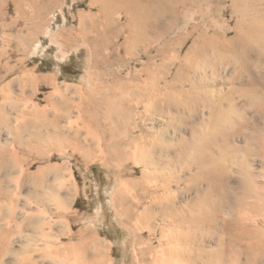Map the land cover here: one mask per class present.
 Listing matches in <instances>:
<instances>
[{"label": "bare ground", "instance_id": "6f19581e", "mask_svg": "<svg viewBox=\"0 0 264 264\" xmlns=\"http://www.w3.org/2000/svg\"><path fill=\"white\" fill-rule=\"evenodd\" d=\"M95 1L100 4V12L108 23L103 29L93 27L95 33L93 32V39L91 38L94 43L92 57H99L102 60L94 61V70H98L109 60L108 55L101 54L102 50L109 47L114 48V39L122 35L123 39L118 49H121L128 57H134L141 47H145V50L146 48L152 49L155 55L146 54L148 62L142 69L143 76L138 74L121 76L119 72L112 71V76H107L113 80H111L112 84L102 80V78L107 79L103 74L97 80L94 79L91 75L93 71H90L87 77L90 85L88 89L81 88L79 95L77 94L79 96H77L79 98L77 101L73 97H66V94L61 93L58 87L51 84V91L44 94L42 103L37 101L36 96L26 99L24 89L22 90L23 95H18L20 98L22 96V99L16 97L12 102L11 83L8 82L9 84L0 92L2 99L0 129L7 130L9 135L12 134L13 142L9 143V139H5L3 145L0 146V173L11 167L8 162L10 160L20 165L21 169L14 191L9 189V183L5 184V179L0 176V209L9 193L12 197L10 200L12 207L18 205L16 204L20 196L18 190L20 191L23 187L20 181L23 176L27 175L32 184L31 189L35 190L34 193L33 190L29 191V194L39 198L36 190L46 189L47 199L52 197L57 209L61 211L66 201L61 194V187L54 190V183L65 180L64 171L62 173L64 166H45L46 161L52 157L49 155L50 151H58V158L68 159V162L69 158H73L82 164L95 161L109 162L111 166L117 165V168H113V175L117 180L122 179L120 181L124 190H117L112 199L115 208L122 212L120 215L122 221L126 223L135 221L148 228L152 226L155 219L161 222L159 226H155L153 231L154 235L159 236V242H155L154 239L150 242H140V239L138 242H129L131 247L142 245L145 247L138 253L140 264H195L193 260L195 254H190L187 248L195 242L193 239L196 231L202 230L201 225L205 223L204 219L208 214L219 210H228L233 216L237 215L225 223L229 242H223L221 245H226L229 249L224 247L226 251L223 252L225 256L223 260L217 263L208 261L205 264H242L238 248L242 249L243 253L245 252L247 264H264V239L252 233L249 229L250 221L246 222V218L239 214L245 211L256 217L264 216L262 190L257 187L258 185L256 186L254 176L241 168L239 169L242 171L237 172L239 180L236 182L235 190L232 189L226 178L229 172L227 171L228 151L230 152L231 149L227 145L223 149L219 146L214 151L213 147L207 144L209 137L216 135L215 130L220 132V122L225 119L223 117H228V114L234 113L232 110L235 109L219 110V104L216 105L215 112L210 114L212 127H209V130L212 128L211 132L201 130L193 133L192 156L189 164L195 172L188 179L189 185L187 186L193 188L195 197L191 204H185L184 209L182 208L188 214L174 213L176 212L173 205L174 197L169 194L170 182L153 167L154 147L145 140L144 134L135 125L136 120H139L142 115L139 108H142L144 112L148 110V107H154L156 112L157 110L162 113L169 112L168 109L163 110L159 107V102L167 103L168 107L174 106L177 109L190 108L201 100V94L193 92L192 88V84L197 81L196 77H199L205 70H214L219 63L223 65V63L230 64V62L237 66V79L242 83L239 91L246 102V107L264 123V74L262 77L254 76L251 67L256 62L257 66L261 65L264 69V0ZM225 3H230L235 23L231 27L223 25V28H218L215 24L220 26L217 20L222 13V5ZM116 13L124 14L126 20L124 25L117 26L112 21ZM83 21L85 23L80 24L85 39L89 37V33L86 30V20L83 19ZM161 22L169 25L162 27ZM167 29H172L174 36L165 39L163 30ZM187 43L190 44L189 50L184 56L180 55L178 49ZM170 65L175 66V73L169 87L180 86L177 94L162 93L157 88L163 80L167 66L170 67ZM11 71L12 67L6 63L5 75L0 77V80L5 81ZM23 74L25 75L22 76L20 82L22 85L29 82L31 86L37 87L36 85H40L47 79L44 76L38 78L32 72ZM244 74L246 78H243ZM233 79L234 77L232 81ZM20 101L25 102L22 107L15 109L13 116L6 109V105L17 106ZM131 131L133 134L130 133ZM212 136L210 140L214 138ZM213 144L215 146L216 141ZM10 145L13 146L12 149L9 148ZM231 148L235 152L233 158L240 153L238 151H243V147L237 144ZM22 154L30 159L24 160ZM17 158H20V163L17 162ZM237 159H234V163ZM49 164L53 165L50 162ZM126 164L133 165L134 169L140 168L142 182L159 180L162 183V193L151 196L150 204L139 210L137 207L140 202L136 201L135 205L130 203L125 196V189L138 186L137 179L129 178V174L124 173V170L120 168L123 166L119 167V165ZM32 167L38 168V172L31 174ZM11 172L9 171L10 174ZM50 173L53 175L52 183L50 178L47 179ZM40 200L39 202L43 201ZM33 203L36 202L33 201ZM212 216L210 219H213L214 216ZM169 217L172 218V221H169L170 224L168 222V226L171 227L170 232L165 236L166 242H160V237L164 233L161 225ZM2 225L3 220L0 218V264H3L5 255L15 253L12 247L13 242L9 239L11 233L9 230L6 231ZM186 225H188L187 230H184ZM82 238L83 235L80 234V240ZM156 243L159 249L155 248ZM87 245L86 242L65 244L60 239L56 243L53 255L57 261L56 264L108 263L106 247L100 241L94 239L89 243L90 248L91 246L93 248V254L89 257L88 251L86 252ZM23 248L30 251L29 245ZM148 255L151 256L149 261H147Z\"/></svg>", "mask_w": 264, "mask_h": 264}, {"label": "rangeland", "instance_id": "374dc122", "mask_svg": "<svg viewBox=\"0 0 264 264\" xmlns=\"http://www.w3.org/2000/svg\"><path fill=\"white\" fill-rule=\"evenodd\" d=\"M222 7V13L217 20L220 26L215 24L216 27L233 26L235 18L232 15L230 3H225ZM100 10V4L95 0H0V77L5 75L4 66L6 63L12 67L10 76L5 81L0 80V92L5 89L7 84L11 83L12 102L16 97H19L18 95H23L22 90L24 89L26 99L36 96L37 101L42 103L44 94L51 91V84H53L58 87L61 93L66 94V97H73L77 101L81 88L88 89L90 81L87 77L92 71L91 75L94 79L97 80L103 74L107 79L102 78V80L108 84H112L113 81L107 77L108 75L112 76V71L119 72L121 76L133 74L143 76L142 69L148 62L146 54L151 56L155 54L152 49L146 48V51L145 47H141L134 57H128L121 49H118L123 35L114 39V48L109 47L102 50L101 54L109 56L107 63L102 65L101 69H93V63L98 61L99 57H92L94 43L91 38L93 39L92 35L95 33L96 27L103 29L108 23ZM83 19L86 20V30L89 33V37L85 39L81 28V24L85 23ZM112 21L119 26L124 25L126 20L124 14L116 13L113 15ZM160 24L162 27L169 25L162 22ZM163 33L165 39L174 36L172 29L163 30ZM189 43L178 49L180 55L184 56L187 53L190 48ZM227 64L229 63H223V65L219 63L214 70H205L199 77H196L197 81L195 80L196 82L192 84V88L193 92L201 94V100L190 108L177 109L174 106L168 107L167 103L163 102H159L158 106L163 110L168 109L169 112L164 111L162 113L160 110L156 112L154 107H148V110L144 112L142 108H139L142 115L139 120H136L135 125L144 134L145 140L154 147L152 152L153 167L162 173L163 177L168 178L170 182L169 194L174 197L173 205L176 209L174 213L177 215L188 214L183 210L185 204H191L195 197L193 188L187 186L189 185L188 179L195 172L189 164L192 156L193 133L201 130L202 132L205 130L211 132L212 128L209 130V127H212L210 114L215 112V106L218 104L219 110H235H232L234 113L228 114L229 116L232 115L231 117H223L226 120L223 119L224 121L220 122V132L218 133L214 129L217 136L211 135L212 138L214 137L213 139L215 137L216 139L210 140V136L207 144L212 146L214 151L219 146L223 149L227 145L232 150L228 151V166L226 165L227 171H229L226 177L227 183L232 189L235 190L236 182L239 180L237 172L242 169L254 176L256 186L258 185L257 187L262 190L261 195L264 196V123L246 107V102H244L241 91H239L242 83L237 79V66L231 62L229 65ZM255 64L253 63L251 66L254 76L262 77L264 69L261 68V65ZM27 72H32L38 78L44 76L47 79L40 85H36L37 87L31 86L29 82L22 85L20 82L22 76L25 75L23 73L27 74ZM174 73L175 66H167L163 80L157 86L162 93H179L180 86L169 87L172 84ZM245 75L243 78H246ZM24 102H18L17 106L6 105V109L14 116L15 109L22 107ZM130 133L133 134V131ZM9 134L7 130L0 129V146L3 145L5 139H9V143L13 142V136ZM214 141H216L215 146ZM236 144L243 147V151H238L240 153L237 154L236 158H233L235 152L231 147L236 146ZM12 147V145L9 146L10 149ZM50 152L49 155L52 157L46 163L44 162L45 166H64L62 173L64 171L65 180L63 182L61 180L56 181L54 190L56 191L58 187H61V194L66 205L59 211L52 197L47 199L44 188V191L40 190L42 193L38 191L39 189L36 190L39 198L29 194V191L33 190L31 189L32 184L27 175L23 176L20 181L23 187L20 191L18 190L20 195L16 202L18 205L12 207L10 203L12 197L9 193L6 202L2 203L0 209V218L3 220L2 226L6 231H10L9 239L13 242L12 247L16 253L5 255L3 264H56L57 261L53 255L56 243L60 239L65 244L68 242L75 244L86 242L89 249L86 250L89 253L88 257L93 254V248L92 246L90 248L89 243L97 239L106 247L108 259L106 264H140L138 253L145 247L143 245L131 247L129 242H138L139 239L140 242H150L152 239L159 242V236L154 235L153 231L155 226H159L161 222L155 219L152 226L148 228L135 221L131 223L122 221L120 216L122 212L115 208L112 199L117 190L123 189L120 181L122 179L118 178L117 180L113 175V168H117V165L111 166L112 164L109 162L99 163L95 161L82 164L73 158H69V164L67 158V160L58 158V151ZM217 152L219 154V150ZM22 156L26 161L30 159L24 154ZM234 159H237L235 163ZM8 162H10L11 167L2 171L0 176L5 179V184L9 183V189L14 191L21 168L12 160ZM17 162L20 163V158H17ZM49 162L53 165H48ZM61 162L63 163L61 164ZM56 163L57 165H55ZM78 163H80L79 166ZM65 167L69 169V172ZM119 167L124 170V173L129 174V178L138 181L137 187L132 186L125 189V196L130 203L136 205V201L140 202L137 207L138 210L150 204L151 196L162 193L161 181L146 183L140 180V168L134 169L131 164L119 165ZM9 171H12L11 174ZM37 172L38 168L32 167L30 169L31 174ZM72 173L73 177H71ZM52 178L53 175L50 173L47 179L51 182ZM13 180L16 181L15 184ZM186 187H188L187 190ZM32 192L34 193L35 190ZM40 199L44 202H39ZM38 203L40 205H37ZM239 214L246 218V222L250 221V231L264 239V216L256 217L245 211ZM177 215L176 217H178ZM211 215L214 216H212L213 219H210ZM233 217H237V215L233 216L228 210H219L208 214L204 219L205 223L201 225L202 230L196 231L193 239L195 242L191 241L194 243L187 248L190 254H195L194 259L191 257L195 260V264H205L208 261L217 263L223 260V257L225 258L223 252L229 249L228 246L225 245L227 248L224 249L225 246L221 245L223 242H229L225 223ZM170 220L172 221L171 217L161 225L164 233L160 237V242H166L165 236L171 229L168 226ZM187 226L184 230H187ZM80 234L83 235L81 240ZM27 245L30 246V251L23 248ZM155 248L159 249L157 243ZM238 253L240 262L247 264L245 252L243 253L242 249L238 248ZM150 258L151 256L148 255L147 261Z\"/></svg>", "mask_w": 264, "mask_h": 264}]
</instances>
